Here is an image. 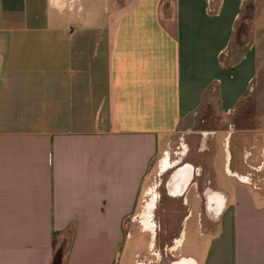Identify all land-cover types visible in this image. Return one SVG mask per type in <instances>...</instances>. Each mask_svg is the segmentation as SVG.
Listing matches in <instances>:
<instances>
[{
    "label": "crops",
    "instance_id": "1",
    "mask_svg": "<svg viewBox=\"0 0 264 264\" xmlns=\"http://www.w3.org/2000/svg\"><path fill=\"white\" fill-rule=\"evenodd\" d=\"M263 76L264 0H0V264H264Z\"/></svg>",
    "mask_w": 264,
    "mask_h": 264
},
{
    "label": "rangeland",
    "instance_id": "2",
    "mask_svg": "<svg viewBox=\"0 0 264 264\" xmlns=\"http://www.w3.org/2000/svg\"><path fill=\"white\" fill-rule=\"evenodd\" d=\"M247 7L248 6L245 5L244 10H243L244 12H243V15L241 16V19H242L243 16H246V14L248 13ZM240 30H241V26L239 25L237 27V31L235 32V35L233 36V42L238 41L237 38H238V34H240ZM261 92L264 94V76H263V79H262V82H261V86H260V93ZM248 93H250V94H249L248 98L243 100V102L241 104L242 105L241 107H243V108H245V109H247L249 111L254 110L255 112H259L262 109L261 107H259V108L258 107H254L253 108L252 106L255 105V102H256L255 99L259 100V99H261L262 96L261 95L257 96L258 95V91H256V90H252V91L248 90ZM153 200H155V195L149 194V199L147 201H143V204H144V202H146L144 209L148 210V208L155 203V201L153 202ZM149 202H150L151 205H149ZM153 214H155V215L153 217H151L150 219L141 218V221L138 222V223L142 227H146L149 224L154 223V226H156L157 228H161V227L163 228L166 225L165 218H158L156 213H153ZM153 214L150 213L151 216ZM193 219L194 218H189L188 220H186L185 225H183L184 228H185V233L187 235L186 242L189 240L188 239L189 232H191L192 229H194V226H193V224L191 222V221H193ZM144 220H146V221H144ZM136 222H137V220H136ZM174 225H176V223H174V219H173L169 223V229H171V227L174 226ZM131 230H132V235H131L130 238H128L129 242L132 241V244H135L136 246H137L138 242L147 243L146 241L149 238V231L148 230H142L137 223H136L135 226H133V229H131ZM164 238H165L164 236H161V239H164Z\"/></svg>",
    "mask_w": 264,
    "mask_h": 264
},
{
    "label": "trees",
    "instance_id": "3",
    "mask_svg": "<svg viewBox=\"0 0 264 264\" xmlns=\"http://www.w3.org/2000/svg\"><path fill=\"white\" fill-rule=\"evenodd\" d=\"M62 247L56 248L49 264H61Z\"/></svg>",
    "mask_w": 264,
    "mask_h": 264
},
{
    "label": "flooded vegetation",
    "instance_id": "4",
    "mask_svg": "<svg viewBox=\"0 0 264 264\" xmlns=\"http://www.w3.org/2000/svg\"><path fill=\"white\" fill-rule=\"evenodd\" d=\"M144 221H146V220H144ZM152 226H153V224H152ZM152 230H153V228L152 227H150Z\"/></svg>",
    "mask_w": 264,
    "mask_h": 264
},
{
    "label": "built area",
    "instance_id": "5",
    "mask_svg": "<svg viewBox=\"0 0 264 264\" xmlns=\"http://www.w3.org/2000/svg\"><path fill=\"white\" fill-rule=\"evenodd\" d=\"M148 200V199H147Z\"/></svg>",
    "mask_w": 264,
    "mask_h": 264
}]
</instances>
